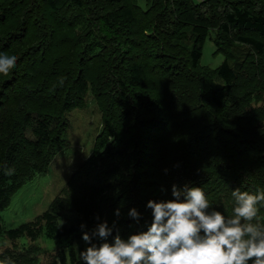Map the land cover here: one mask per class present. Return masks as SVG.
Returning a JSON list of instances; mask_svg holds the SVG:
<instances>
[{
    "label": "trees",
    "instance_id": "trees-1",
    "mask_svg": "<svg viewBox=\"0 0 264 264\" xmlns=\"http://www.w3.org/2000/svg\"><path fill=\"white\" fill-rule=\"evenodd\" d=\"M207 36L225 56L215 68L200 64ZM0 53L17 58L0 73V235L66 238L51 264H85L98 223L115 222L110 243L146 231L148 202L174 199L173 185L201 187L226 217L234 190L264 191V0H0ZM89 92L103 116L91 156L45 212L5 231L2 210L64 147L66 113ZM37 250L0 260L36 264Z\"/></svg>",
    "mask_w": 264,
    "mask_h": 264
},
{
    "label": "clouds",
    "instance_id": "clouds-1",
    "mask_svg": "<svg viewBox=\"0 0 264 264\" xmlns=\"http://www.w3.org/2000/svg\"><path fill=\"white\" fill-rule=\"evenodd\" d=\"M16 60L15 55L0 53V73L7 75ZM14 173V168L4 170L7 176ZM172 195V200L149 201L147 207L154 217L150 227L127 239L116 235L114 243L107 242L115 222L112 227L107 221L98 223L91 234L85 231L83 240L90 246L80 252V259L85 264H264V224L257 221V205L264 201V191L234 190V207L228 217L218 210L209 211L201 187L173 185ZM115 215L121 216L119 208ZM128 215L139 222L135 208ZM94 236L105 242L92 243ZM0 264L15 262L6 258Z\"/></svg>",
    "mask_w": 264,
    "mask_h": 264
},
{
    "label": "rangeland",
    "instance_id": "rangeland-1",
    "mask_svg": "<svg viewBox=\"0 0 264 264\" xmlns=\"http://www.w3.org/2000/svg\"><path fill=\"white\" fill-rule=\"evenodd\" d=\"M193 1L197 3L200 0ZM138 2L144 6L145 0ZM224 58V54L215 51L212 39L207 36L202 45L200 64L215 68ZM66 119L64 147L57 152L44 172L36 174L12 194L9 206L2 210L1 221L5 231L30 222L45 212L72 175L91 156L96 137L103 124L102 112L94 95L89 92L85 106L68 111ZM65 241L66 238H50L45 233L34 242L27 236L11 240L6 232H3L0 235V254L8 248L15 249L16 252L35 245L38 247L34 255L36 264H51V255L60 250L65 245Z\"/></svg>",
    "mask_w": 264,
    "mask_h": 264
}]
</instances>
